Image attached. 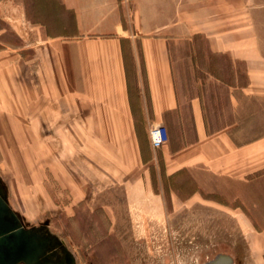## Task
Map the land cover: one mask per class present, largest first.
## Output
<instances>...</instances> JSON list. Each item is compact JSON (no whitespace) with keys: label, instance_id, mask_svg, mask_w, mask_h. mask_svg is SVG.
I'll return each mask as SVG.
<instances>
[{"label":"crops","instance_id":"0c3cea01","mask_svg":"<svg viewBox=\"0 0 264 264\" xmlns=\"http://www.w3.org/2000/svg\"><path fill=\"white\" fill-rule=\"evenodd\" d=\"M198 38L207 41L204 57L223 56L228 70L208 61L209 70L185 75V87L173 51L185 44L198 67ZM238 62L244 94L264 100V0H0V142H11V168L24 174H31L26 158L38 142L40 164L60 175L75 202L105 210L111 222L105 237L134 247L133 264H223L220 257L264 264V229L245 216L237 221L243 240L237 257L233 243L228 252L207 254V239L234 238V230L218 235L201 218L198 229L177 232L199 239L181 243L178 258L169 250L158 257L149 241L174 231L116 229L118 194L147 221L160 195L159 171L234 179L264 166V136L234 138ZM223 99L226 109H217ZM155 125L168 133L159 149L149 138ZM176 199L185 208L197 196Z\"/></svg>","mask_w":264,"mask_h":264},{"label":"rangeland","instance_id":"374dc122","mask_svg":"<svg viewBox=\"0 0 264 264\" xmlns=\"http://www.w3.org/2000/svg\"><path fill=\"white\" fill-rule=\"evenodd\" d=\"M198 40L202 56L197 59L198 67L192 65L187 57L189 47L185 44H180L173 51V58L184 86L185 75L191 70L205 72L210 69L209 64L212 62H215L213 66L216 68L218 62L225 68L229 65L223 56L205 58L207 56L204 57V55L208 54L207 41L203 38ZM225 70H228V67ZM234 72H236L234 74V138L244 143L264 136V100L254 99L244 94L243 88L247 79L243 63L238 62ZM221 107L226 109L225 99L216 105L217 109ZM210 111L212 116H215L211 104ZM225 115L226 113L222 122L229 121V115ZM214 119L215 117L212 121ZM21 128L20 126L17 134L19 140L14 142L16 146L22 145ZM10 144L11 142L7 141L0 142V178L9 188V204L21 214L28 226L47 225L52 233L65 241L67 247L76 256L78 264H133L134 247L127 249L121 244L123 239L105 237L111 224L105 210L101 206L75 202L60 175L48 172L45 161L40 164L38 142L31 143V156L26 158L27 163L31 165V174H24L19 169L11 168V162L15 157L10 151ZM154 182L155 192L160 195L157 205L148 208L149 216L146 217V222L140 221V217H135L132 213L134 210H128L125 206L126 197L123 194L117 195L115 209L117 218L122 222L116 224V229H162L176 232L174 237L149 240L153 241L152 252L158 254V257L163 256L164 250H169V255L173 252L178 258V254L184 252L180 246L181 243L189 240L198 242V238L184 237L177 232L184 229H198L200 218L203 220V227L216 231L218 235H222L223 229L234 230V238L219 236L207 239L208 242H212L206 248L209 256L222 249L225 252L230 251L232 243L234 257L241 256L243 240L242 226L240 222H237L239 217L245 216L255 228L264 229V166L253 173L234 177V179L229 177L215 179L208 175L199 177L192 173L167 177L163 171H159L158 175H154ZM190 195H196L197 199L185 208L181 201L176 199H183ZM204 202L212 205L204 204ZM231 210H234V219L229 216ZM150 214L155 217H150ZM136 220L140 223L135 222ZM172 242H174V248L171 246ZM194 252H197L195 253L197 256L199 250Z\"/></svg>","mask_w":264,"mask_h":264},{"label":"water","instance_id":"95a60500","mask_svg":"<svg viewBox=\"0 0 264 264\" xmlns=\"http://www.w3.org/2000/svg\"><path fill=\"white\" fill-rule=\"evenodd\" d=\"M8 201V188L0 178V264H78L60 236L47 225L28 226ZM220 259L231 262L229 257Z\"/></svg>","mask_w":264,"mask_h":264},{"label":"built area","instance_id":"2783aa9c","mask_svg":"<svg viewBox=\"0 0 264 264\" xmlns=\"http://www.w3.org/2000/svg\"><path fill=\"white\" fill-rule=\"evenodd\" d=\"M149 138L151 146L154 149H159L168 141L167 129L163 125H155L149 129Z\"/></svg>","mask_w":264,"mask_h":264}]
</instances>
